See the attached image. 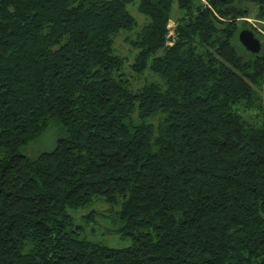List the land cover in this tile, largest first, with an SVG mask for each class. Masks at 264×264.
Masks as SVG:
<instances>
[{
    "label": "trees",
    "instance_id": "trees-1",
    "mask_svg": "<svg viewBox=\"0 0 264 264\" xmlns=\"http://www.w3.org/2000/svg\"><path fill=\"white\" fill-rule=\"evenodd\" d=\"M131 4V71L160 78L136 89L115 48ZM251 5L264 20V0H0V264H264V50L235 46ZM53 122V149L22 151ZM95 200L130 245L83 235L70 211Z\"/></svg>",
    "mask_w": 264,
    "mask_h": 264
},
{
    "label": "rangeland",
    "instance_id": "rangeland-1",
    "mask_svg": "<svg viewBox=\"0 0 264 264\" xmlns=\"http://www.w3.org/2000/svg\"><path fill=\"white\" fill-rule=\"evenodd\" d=\"M243 5L245 4L242 3V6ZM250 8L252 9L251 14L248 17L239 18V23L241 27L251 30L255 28L263 33L258 37L262 42V51L264 50V20L256 17L255 6L251 5ZM128 9L136 18L138 27L130 32L122 31L119 33L115 39V48L117 53L126 58L128 64L125 67V71L132 78L133 87L136 89L142 86L146 79L150 81H160V78L152 74L150 71L144 73L143 76L137 75L131 71L130 64L134 61L138 50L131 45L130 39L136 38L138 31L145 23L148 22V18L138 10L137 4L129 5ZM180 14L181 11L175 3L173 6L172 19L169 23L171 30L175 26L176 19L180 16ZM235 46L238 48L242 56H248L249 51L239 40H236ZM63 133L64 130L62 127L53 122L39 138L30 142L22 151L31 157H36L43 151L53 149L57 139L62 136ZM117 209H119V206H110L104 200H95V202L90 205L79 209H73L70 212L73 215L75 224L82 226V233L84 236L88 237L92 241L101 242L111 247H125L130 245L132 241L130 238H122L119 233L120 222L113 215V212Z\"/></svg>",
    "mask_w": 264,
    "mask_h": 264
},
{
    "label": "water",
    "instance_id": "water-1",
    "mask_svg": "<svg viewBox=\"0 0 264 264\" xmlns=\"http://www.w3.org/2000/svg\"><path fill=\"white\" fill-rule=\"evenodd\" d=\"M239 40L251 53H259L262 49V42L253 30L244 28L239 32Z\"/></svg>",
    "mask_w": 264,
    "mask_h": 264
}]
</instances>
